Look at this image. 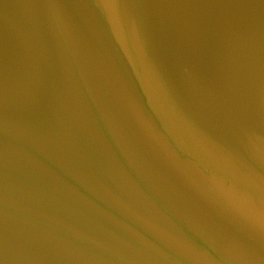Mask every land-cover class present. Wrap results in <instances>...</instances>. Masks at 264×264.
Listing matches in <instances>:
<instances>
[{
    "label": "water",
    "instance_id": "1",
    "mask_svg": "<svg viewBox=\"0 0 264 264\" xmlns=\"http://www.w3.org/2000/svg\"><path fill=\"white\" fill-rule=\"evenodd\" d=\"M0 264H264V0H0Z\"/></svg>",
    "mask_w": 264,
    "mask_h": 264
}]
</instances>
